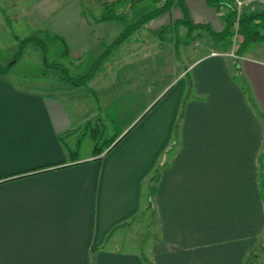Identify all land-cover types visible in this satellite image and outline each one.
<instances>
[{"label":"crops","instance_id":"1","mask_svg":"<svg viewBox=\"0 0 264 264\" xmlns=\"http://www.w3.org/2000/svg\"><path fill=\"white\" fill-rule=\"evenodd\" d=\"M204 48L99 155L70 146L95 114L0 73V264H241L264 234V58ZM139 221L149 245L126 239Z\"/></svg>","mask_w":264,"mask_h":264},{"label":"rangeland","instance_id":"2","mask_svg":"<svg viewBox=\"0 0 264 264\" xmlns=\"http://www.w3.org/2000/svg\"><path fill=\"white\" fill-rule=\"evenodd\" d=\"M129 1L117 2L114 10L126 11ZM112 2L114 0H0V66L9 65L5 73L7 79L22 88L37 89L45 96L57 95L64 103L71 104L73 114H95L90 124L78 130L79 145L75 140L70 141L74 153L78 146L81 154L89 153L95 142L102 145L113 138L118 128L121 132L130 122H135L145 112L147 104L162 95L164 86L170 81L175 85L179 80L177 74L212 43L206 31L195 37V31L189 33L184 27L177 30L178 36L151 35L147 27L154 29L175 19L180 15L177 7L115 43L126 25L153 11L159 2L148 0L135 4L123 21L98 20L103 8ZM193 8L189 9L193 21L208 16ZM24 37L31 40L21 45ZM19 49L21 55L15 59ZM242 52L264 58V42H249ZM90 73H93L92 78L79 86L72 82ZM184 79L188 83L189 76L185 74ZM260 117L264 132V112ZM93 134L98 137L93 139ZM136 224L128 233L126 231V239L149 245L152 231L140 221ZM123 231L120 230L121 234ZM123 243H126L125 249L132 247L128 240ZM133 248L143 251L147 247L141 243Z\"/></svg>","mask_w":264,"mask_h":264},{"label":"trees","instance_id":"3","mask_svg":"<svg viewBox=\"0 0 264 264\" xmlns=\"http://www.w3.org/2000/svg\"><path fill=\"white\" fill-rule=\"evenodd\" d=\"M124 0H114V2L110 3L106 7L103 8L101 12V17L98 20H111L117 19L122 20L125 19L128 15L129 10L137 3L146 2L148 0H130L128 2V8L125 9L124 12H116L114 9L117 7V2L120 3ZM156 3L159 2V5L153 10L146 14H143L139 19L125 26L123 32L120 33L119 38L115 41V43L121 42L126 35L131 34L137 28H141L149 23H151L154 19L159 18L164 13H170L174 6H177L180 10L181 16L177 19H171V21H167L162 23L158 27L154 29H149V32L152 36L162 37L164 38L163 33L169 34V36L174 34L178 36V29L180 27L186 28L187 32L193 33L196 32V36L201 34L202 31H206L209 35L210 39L218 46L220 49H228L230 45H232L233 37L235 34V29L233 28V21L236 17V10L231 0H203L207 6L213 8L221 21V28L219 30H215L209 22H195L191 18L188 6L185 0H152ZM169 32V33H168ZM238 41H237V49L236 53L241 54L242 49L249 42H264V9H256L248 10L245 9L239 16L238 19ZM31 40V37H24L21 39V45L27 43ZM175 40L178 42V38ZM21 55V49L15 54V59H17ZM14 61V60H13ZM9 65L0 66V73H5L8 69ZM93 73L83 77V79L79 81H72L74 84H81L84 81L88 80ZM98 136L93 134V139H96ZM115 139H108L104 144H99L98 142L94 143L93 146V154L99 155L105 149H107L110 144ZM263 159H264V148L262 150L261 155L259 156V191L262 203L264 205V170L263 167ZM264 251V234L262 237V241L259 242L258 245L249 249L245 256L243 257L241 264H255L257 257L260 252Z\"/></svg>","mask_w":264,"mask_h":264},{"label":"built area","instance_id":"4","mask_svg":"<svg viewBox=\"0 0 264 264\" xmlns=\"http://www.w3.org/2000/svg\"><path fill=\"white\" fill-rule=\"evenodd\" d=\"M231 2L234 5L235 10H236V17H235V20L233 21L235 34H234V40H233L232 46L228 50H223V49L212 50L210 52V55L212 56H219V57L237 56L236 49H237L238 34L236 31L238 28L239 16L245 9H250V10L256 9V7L259 4L263 3L264 0H231Z\"/></svg>","mask_w":264,"mask_h":264}]
</instances>
